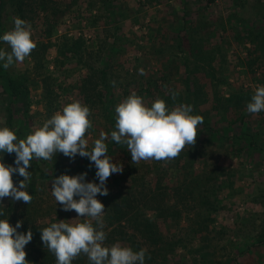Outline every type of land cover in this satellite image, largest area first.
Wrapping results in <instances>:
<instances>
[{"label": "rangeland", "instance_id": "1", "mask_svg": "<svg viewBox=\"0 0 264 264\" xmlns=\"http://www.w3.org/2000/svg\"><path fill=\"white\" fill-rule=\"evenodd\" d=\"M112 1L123 11L116 22L105 18L102 0H57L58 11L72 4L57 19L49 38L43 35L42 12L25 20L35 43L49 39L52 46L42 58L30 53L7 69L0 61V72L17 76L27 89L25 97L10 104L6 80L0 74V127H8L11 107L25 138L63 106L79 101L91 113L92 128L85 134L91 150L101 132L110 137V121L104 114L108 99L113 121L115 106L132 93L147 106L156 98L170 109L180 103L191 105V114L203 118L197 129L205 128L197 133L194 146L184 148L188 155L200 152L201 157L192 171L182 173L183 178L186 182L196 175L207 179L216 188L217 206L206 214L213 219L205 231L207 240L201 245L196 234L189 232L195 237L190 249L177 248L168 255V264H193L203 253L217 264H264V244L255 242L264 232V111L249 114L246 110L257 86H264V0ZM6 17L3 34L14 26V18ZM79 36L86 47L81 62L73 59L59 67L56 48L66 37L70 42ZM1 47L10 51L3 41ZM37 51L38 47L33 52ZM84 84L89 95L79 89ZM173 92L177 93L175 100ZM114 151L109 158L121 164L123 171L108 178L109 194L134 187L131 178L145 171L149 177L154 174L153 160L132 164L131 155L126 158ZM62 156L57 153L51 161ZM0 162L12 165L1 158ZM174 172L169 169L165 174L167 182L176 178ZM49 183L40 199L43 209L55 208ZM101 197L96 198L103 204ZM69 212L75 219V211ZM182 216V223L190 224L195 215L191 210ZM171 220L175 218L164 223L170 226Z\"/></svg>", "mask_w": 264, "mask_h": 264}, {"label": "clouds", "instance_id": "2", "mask_svg": "<svg viewBox=\"0 0 264 264\" xmlns=\"http://www.w3.org/2000/svg\"><path fill=\"white\" fill-rule=\"evenodd\" d=\"M13 28L0 36L10 51L0 49V61L9 68L14 60L23 62L35 49L31 39V25L25 20L14 18ZM141 74H143L141 70ZM177 93H171L175 100ZM249 114L264 111V86H257L250 102L246 105ZM191 105L177 104L171 109L156 98L147 106L143 98L135 93L119 102L115 108V130L110 138L117 144L127 146L132 164L140 161H171L179 156L186 146H194L197 127L203 123L200 115H192ZM90 109L79 101H73L41 127L36 128L24 139H18L8 127H0V153L15 154L14 165L0 162V200L31 203L32 196L26 190L31 179L30 161L33 158L52 160L57 153L74 159L87 157L95 166L99 183L86 182L87 173L78 175L61 174L51 183V194L64 211H75L72 220H57L40 230L43 247L54 254L56 264H71L81 254L87 256L90 264H145L146 250L133 251L130 247L115 243L105 246L104 205L97 195L107 196V179L114 173H121V164L113 163L107 156L108 134L101 132L94 146L88 150L86 132L92 128ZM13 174L23 179L14 184ZM4 215L0 211V216ZM83 219V222H75ZM67 221V222H66ZM92 221H95V227ZM23 221L12 226L7 219H0V264H29L25 246L31 242L33 233L18 232ZM150 258V257H149Z\"/></svg>", "mask_w": 264, "mask_h": 264}, {"label": "trees", "instance_id": "3", "mask_svg": "<svg viewBox=\"0 0 264 264\" xmlns=\"http://www.w3.org/2000/svg\"><path fill=\"white\" fill-rule=\"evenodd\" d=\"M71 4L72 2L66 5L63 11H58L56 7L57 0H0V36H2L3 30L6 27L2 21L4 16L11 19L18 17L23 20H32L34 18L32 14L35 15L42 12L45 17L43 21V24H45L43 35L49 38L53 34V27L57 19L63 15ZM102 5H105L107 12L105 18L107 20L116 22L118 17L123 16V11L112 0H102ZM66 38L68 39V37ZM67 39H63L61 45L56 46L58 53L56 63L59 67H62L73 59L80 63L86 49L83 37H76L70 42ZM1 42L0 49H2ZM35 44V49L38 47V51L33 52L34 50H32L31 54L34 57L39 55L42 58V54L52 46V41L49 39H46V42L38 40ZM0 74L6 80L5 87L9 92L10 104L11 101H19L21 97L27 95L26 86H22L23 80H18L17 76L7 74L6 72H0ZM102 83L104 87H107V85L105 86V80ZM45 89L49 88L45 87ZM79 89L84 96L85 94L89 95L85 84L80 86ZM48 92L50 93L49 90ZM111 104L112 102L108 99L104 114L110 121L109 126L112 132L115 130V121H113V108ZM10 108L8 109L7 116L8 128L15 132L18 139H24L22 136L24 130L22 127L20 130L21 125L15 121ZM202 126V129H197V133L204 130L205 126ZM105 143L107 145L106 154L108 157H112L115 152L114 150L120 151L126 158L130 156L126 145L117 144L110 137ZM197 153L188 155L189 151L184 152L183 150L178 157L171 161H161L163 165L158 164L159 161L153 160L151 169H153L154 174L152 176L149 177L145 171L131 178L130 184H133L134 187H127L126 189L128 190H125V192L116 191L115 193H108L109 195L101 197V201L105 206L103 216L105 224L103 230L107 233L104 242L105 246L120 243L124 247H130L133 251L145 249V264H168V255L173 254L177 248L190 249L189 243L195 239L194 236H190L191 234H196L201 245L207 240V233L205 231L209 228L213 219L207 217L206 214L216 209V196L214 195L216 188L214 185L208 184L207 179L206 181L205 179H199L197 175L191 177L186 182L182 174L185 170L192 171L193 164L201 157L200 152ZM0 158L11 162L12 166H15L14 153L11 155L0 153ZM55 160L57 161L54 162L53 160L52 162L51 160L33 158L30 161L31 167L28 171L31 172V179L28 182L26 190L32 196L31 203L26 205L22 201L12 202L8 198L0 200V211L4 213V215L0 216V219L8 218V222L12 226H15L18 220L23 221L21 228L17 229V231L27 232L30 228L33 233L31 242L24 249L29 264H56L54 254L49 252L46 247H43L40 239V230L59 220H72L70 212L64 211L58 202H55V208L43 209L40 206V199L44 195L46 181L49 183V181H52L61 174L71 176L87 173L85 177L86 182L99 183L95 176V166L87 157L68 159L62 156L55 157ZM169 169L176 171V173L174 172L176 178L172 182H167L165 177ZM18 178V174H13L12 179L14 184L20 181ZM209 178H212L211 175ZM47 196L49 195L47 194ZM191 210H193L195 215L194 219L190 224L185 223V225L181 221V218L184 217L182 216V212L186 211V214H189ZM146 211L151 213V215L148 213L151 218L147 217ZM171 216L175 220H171L170 227L164 223V220ZM75 222H83V220ZM92 223L95 227V221H92ZM184 234L188 235L187 239L184 237ZM255 242L264 244V232H262V235ZM193 261V264L218 263V261L212 260L205 253L200 254ZM71 264H90V262L86 255L81 254Z\"/></svg>", "mask_w": 264, "mask_h": 264}]
</instances>
